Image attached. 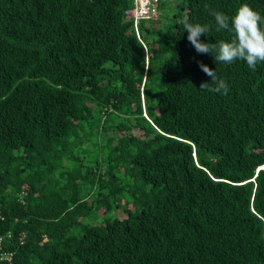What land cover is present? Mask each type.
Wrapping results in <instances>:
<instances>
[{
  "label": "trees",
  "instance_id": "obj_1",
  "mask_svg": "<svg viewBox=\"0 0 264 264\" xmlns=\"http://www.w3.org/2000/svg\"><path fill=\"white\" fill-rule=\"evenodd\" d=\"M177 2L0 0V264H264V62L183 27L264 0Z\"/></svg>",
  "mask_w": 264,
  "mask_h": 264
},
{
  "label": "clouds",
  "instance_id": "obj_2",
  "mask_svg": "<svg viewBox=\"0 0 264 264\" xmlns=\"http://www.w3.org/2000/svg\"><path fill=\"white\" fill-rule=\"evenodd\" d=\"M207 7V6H206ZM216 31L227 30L232 34L230 41L221 40L215 43H205L201 35L210 31L207 24L191 23L187 18L183 21L184 31L188 33L187 40L198 54H211L215 62L231 64L236 60L246 62L249 69L255 71L257 64L264 62V16L244 3L236 13L229 17L223 12L212 10ZM201 70L211 78L210 82H201L199 89L226 95L229 91L227 82L216 75L215 70L202 62H197Z\"/></svg>",
  "mask_w": 264,
  "mask_h": 264
},
{
  "label": "built area",
  "instance_id": "obj_3",
  "mask_svg": "<svg viewBox=\"0 0 264 264\" xmlns=\"http://www.w3.org/2000/svg\"><path fill=\"white\" fill-rule=\"evenodd\" d=\"M159 0H134V8L127 12L126 18H133L134 24L142 18H155Z\"/></svg>",
  "mask_w": 264,
  "mask_h": 264
},
{
  "label": "rangeland",
  "instance_id": "obj_4",
  "mask_svg": "<svg viewBox=\"0 0 264 264\" xmlns=\"http://www.w3.org/2000/svg\"><path fill=\"white\" fill-rule=\"evenodd\" d=\"M163 4H164V9H162L159 12V18L163 19V16H168L170 15V13H173L174 11H177V0H162ZM182 3V2H181ZM172 4H175V6H173ZM180 4V2L178 3ZM161 5V3H160Z\"/></svg>",
  "mask_w": 264,
  "mask_h": 264
}]
</instances>
